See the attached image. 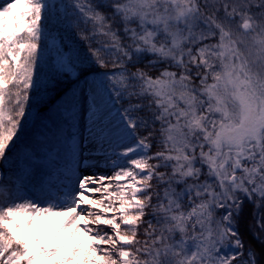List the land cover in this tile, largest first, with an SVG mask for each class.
Here are the masks:
<instances>
[{
    "label": "snow or ice",
    "instance_id": "obj_1",
    "mask_svg": "<svg viewBox=\"0 0 264 264\" xmlns=\"http://www.w3.org/2000/svg\"><path fill=\"white\" fill-rule=\"evenodd\" d=\"M49 261L264 264V0L0 2V264Z\"/></svg>",
    "mask_w": 264,
    "mask_h": 264
},
{
    "label": "trees",
    "instance_id": "obj_2",
    "mask_svg": "<svg viewBox=\"0 0 264 264\" xmlns=\"http://www.w3.org/2000/svg\"><path fill=\"white\" fill-rule=\"evenodd\" d=\"M65 42H66V43H69L70 46H72V41L68 39L67 34H65ZM79 46H80V47H85L83 41H80V42H79ZM4 167H10V165H7V164L5 163V164H4ZM251 211H252L251 206H250V205L247 206L246 211H245V215H244V223H245V224H247V223H249V222L251 221ZM246 235H247V233H246ZM249 238H250V237H249Z\"/></svg>",
    "mask_w": 264,
    "mask_h": 264
},
{
    "label": "rangeland",
    "instance_id": "obj_3",
    "mask_svg": "<svg viewBox=\"0 0 264 264\" xmlns=\"http://www.w3.org/2000/svg\"><path fill=\"white\" fill-rule=\"evenodd\" d=\"M0 2H3V0H0ZM48 264H51V262L49 261Z\"/></svg>",
    "mask_w": 264,
    "mask_h": 264
}]
</instances>
